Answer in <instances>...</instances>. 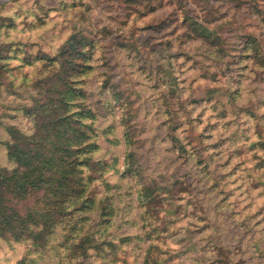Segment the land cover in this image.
<instances>
[{
	"label": "rangeland",
	"instance_id": "rangeland-1",
	"mask_svg": "<svg viewBox=\"0 0 264 264\" xmlns=\"http://www.w3.org/2000/svg\"><path fill=\"white\" fill-rule=\"evenodd\" d=\"M141 1L0 0V47L10 45L0 61V166L10 165L3 126L31 125L19 107L40 62L25 64L23 56L53 53L81 32L95 43L84 86L87 102L100 111L93 122L97 155L116 159L103 178L118 183V207L130 204L107 231L142 235L138 213L146 206L138 205L137 187L143 180L156 188L153 239H130L106 255L90 251L86 261L144 264L155 242L156 264H264V61L234 55L250 35L264 58V0H162L152 12ZM184 12L220 37L222 52L180 35ZM124 123L141 177H120ZM172 134L190 152L204 145L208 167L179 153ZM38 202L31 197L17 206L36 210ZM29 248L0 240V264H58L51 248L29 251L34 260H25Z\"/></svg>",
	"mask_w": 264,
	"mask_h": 264
},
{
	"label": "trees",
	"instance_id": "trees-1",
	"mask_svg": "<svg viewBox=\"0 0 264 264\" xmlns=\"http://www.w3.org/2000/svg\"><path fill=\"white\" fill-rule=\"evenodd\" d=\"M153 1H141L147 12L163 5L162 0ZM178 4L182 6V0H178ZM182 25L181 36L200 40L209 50L213 49L214 54L222 52L220 37L196 17L184 12ZM164 27L158 26L159 29ZM243 38L242 45L235 49L238 52L234 53L235 61L242 55L264 61L259 43L250 35ZM9 46L6 44V49L0 47V61L9 58L6 53ZM94 47L92 39L78 32L71 33L53 53L23 56L25 64L40 62V67L29 84L28 101L19 107L30 120L29 129L22 130L14 124L3 126L7 135L3 146L10 165L0 166V240L28 243L30 248L24 255L25 260H34V257H28L31 251L41 253L51 248L58 252V264H92L86 261L90 251L106 255L115 253L118 245L130 239L152 238L148 225L152 223L150 212L153 208L149 205L155 200L156 188L143 180L137 187L138 205L146 206L138 213L143 234L118 233L114 236L107 231L119 208L125 214L130 204L118 207L113 200L114 196L121 198L118 183L103 178L116 159L109 162L97 155L99 144L94 138L93 122L100 111L98 113L87 102L88 92L84 86L92 68L90 61ZM129 131L124 123L122 138L126 149L120 177H141L135 153L128 149L133 145ZM171 140L179 153L195 155L197 163L208 167L211 153L202 155L206 150L204 145L193 146L190 152L174 134ZM97 181L103 185L101 191H97ZM112 188L114 192L109 194ZM31 197H35L36 202L42 200L41 206L36 210H20L17 204ZM56 233L58 239L54 244ZM117 237L118 242H115ZM160 260L157 244L149 242L143 263L156 264Z\"/></svg>",
	"mask_w": 264,
	"mask_h": 264
}]
</instances>
